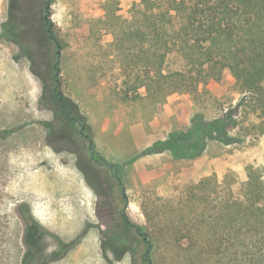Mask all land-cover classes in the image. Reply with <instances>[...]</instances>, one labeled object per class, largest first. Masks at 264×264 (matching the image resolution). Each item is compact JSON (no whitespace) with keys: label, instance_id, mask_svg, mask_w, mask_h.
I'll use <instances>...</instances> for the list:
<instances>
[{"label":"rangeland","instance_id":"obj_1","mask_svg":"<svg viewBox=\"0 0 264 264\" xmlns=\"http://www.w3.org/2000/svg\"><path fill=\"white\" fill-rule=\"evenodd\" d=\"M140 2L54 0L49 19L62 44L59 89L74 117L85 122L95 148L109 162L125 164L127 212L135 222L146 224L143 203L149 200L143 194L139 170L171 161L169 181L215 171L219 178L233 172L240 182L246 178L248 166L264 169V134L261 127L250 126L244 142L224 145L213 141L204 155L193 161L173 160L170 152L141 154L163 137L166 130L162 127L175 119L169 121L160 112L177 93L156 103L146 88L140 87L139 97L134 98L135 78L117 61L115 38L128 26ZM44 5L46 0H0V264H22L26 251L25 223L19 213L22 203L29 204L35 217L61 240H73L86 231L76 247L50 264H110L103 254L102 230L116 190L90 159L81 125H72L69 114L61 110L62 101L51 79L50 57L43 56L34 32L38 16L31 19ZM32 8L35 12L29 17ZM181 62L180 56L171 54L166 69L173 70ZM201 88L205 93L196 101L198 109L211 108L207 110L210 117L222 105L236 104L241 96L233 89L228 69L221 80L211 79ZM179 94L188 95L193 104L189 109L180 103L181 123L176 129H181L184 117H190L191 125L197 111L190 94ZM49 98L55 101V108ZM117 130L119 135L114 134ZM164 184L160 182L158 188L162 195ZM157 204L161 219L167 208ZM45 244L49 251L58 247L50 235ZM114 264L132 262L126 256Z\"/></svg>","mask_w":264,"mask_h":264},{"label":"trees","instance_id":"obj_2","mask_svg":"<svg viewBox=\"0 0 264 264\" xmlns=\"http://www.w3.org/2000/svg\"><path fill=\"white\" fill-rule=\"evenodd\" d=\"M46 14L50 16L49 10ZM50 26L57 37L52 20L47 29ZM114 44L120 66L135 78L134 98L145 87L156 103L175 93H188L197 106L190 126L170 131L142 155L170 152L173 160L193 161L213 141L224 145L244 142L250 126L261 127L264 134V0H141ZM61 48L58 41L47 52L55 87ZM171 54L180 56L182 62L167 70ZM226 69L241 96L236 104L222 105L210 117L207 110L211 108L199 110L196 101L205 93L201 87L211 79L221 80ZM49 102L55 108V101L49 98ZM85 137L91 160L116 190L102 230L103 254L110 264L126 256L132 264H264V169L248 166L240 182L233 172L223 178L215 171L194 178L185 174L171 181L166 180L167 172L143 183V194L149 200L143 203L148 223L140 224L127 212L125 164L109 162L95 148L93 136ZM160 182L166 183L163 195ZM157 202L167 208L161 219ZM19 213L25 223L22 264L60 260L86 233L64 241L35 217L29 204H20ZM49 235L58 241L51 251L45 244Z\"/></svg>","mask_w":264,"mask_h":264},{"label":"crops","instance_id":"obj_3","mask_svg":"<svg viewBox=\"0 0 264 264\" xmlns=\"http://www.w3.org/2000/svg\"><path fill=\"white\" fill-rule=\"evenodd\" d=\"M176 96H173L174 97V100H170V97L168 98L169 101L167 103H165L163 106H164V109H162V111L160 112V116H165V118L170 119L172 117H174L175 119L173 121H171L169 123V125L167 126H163L162 129L163 131L166 130L165 134L163 135V137L159 138V139H165L168 135V133L174 129H176L175 125L181 123V114H179V108L181 107V104L180 103H185L187 104V107L192 108V101L191 99L189 98L188 95L186 94H175ZM171 101V102H170ZM161 124H159L158 126H160ZM185 125V126H183ZM183 125L181 124V128L182 127H187L188 125H190V117L189 119L187 118H183ZM108 127H104L103 130L104 131H107ZM119 131L120 130H117V131H114L115 135H119ZM135 141V137H133ZM158 139V140H159ZM135 146H136V141H135ZM137 147V146H136ZM165 153H160V155H164ZM171 161H166V163L160 165V166H155L153 167L151 170H147V169H141L139 170V177L141 179V181L146 184V183H149L151 181H153L154 179L160 177V176H163L164 174H167V172H170L171 168H172V162L170 163Z\"/></svg>","mask_w":264,"mask_h":264},{"label":"flooded vegetation","instance_id":"obj_4","mask_svg":"<svg viewBox=\"0 0 264 264\" xmlns=\"http://www.w3.org/2000/svg\"><path fill=\"white\" fill-rule=\"evenodd\" d=\"M49 3L50 0H46V5H44L42 8H40L38 11H36V13L34 15H31V13L34 11V8L29 10V17L31 15V19L34 18L35 20L37 19L38 16V20L37 23L35 24L34 27V32L36 33V38H37V42L38 44L44 49L43 51V56H50L47 52H49L51 50V43H58V38L55 37L52 33H51V26L50 28L47 29L48 25H49V15L46 14V11L49 10ZM29 7V6H28ZM36 7V6H35ZM35 12V11H34ZM46 30H49V33L46 34ZM60 50H58L57 52H59ZM57 84L58 87L56 86L54 88V92L56 95H59L62 101V109L63 111L67 112L70 116V120L75 122V123H79L81 125V134L85 137L88 133L86 132L87 126L85 124V122H83V120H80L79 118H75L74 114L72 113L71 108L67 105V102L65 100V97L63 95V93L60 91L59 89V79H57ZM86 139V137H85ZM90 153V151H89ZM91 159V158H90Z\"/></svg>","mask_w":264,"mask_h":264},{"label":"water","instance_id":"obj_5","mask_svg":"<svg viewBox=\"0 0 264 264\" xmlns=\"http://www.w3.org/2000/svg\"><path fill=\"white\" fill-rule=\"evenodd\" d=\"M51 4L49 3V6ZM57 62L60 63L61 62V50L58 52V58H57Z\"/></svg>","mask_w":264,"mask_h":264}]
</instances>
